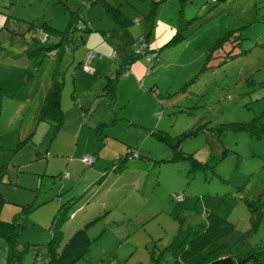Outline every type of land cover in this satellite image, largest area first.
<instances>
[{
	"label": "rangeland",
	"instance_id": "374dc122",
	"mask_svg": "<svg viewBox=\"0 0 264 264\" xmlns=\"http://www.w3.org/2000/svg\"><path fill=\"white\" fill-rule=\"evenodd\" d=\"M93 1L0 0V148L5 153L33 131L38 111L33 105L42 84L53 77L63 83V125L56 130L55 121H39L32 140L8 161L0 183L5 201L0 219L16 216L23 226L19 249L29 246L22 264H44L51 222L71 200L75 213L62 228L61 246L99 218L88 230L91 244L74 264H154L153 256L178 233V218L184 227L199 225L205 208L234 225L225 242L233 249L262 243L264 135L251 133L264 123V0H164L154 11L151 0ZM106 5L118 7L129 24L120 27ZM6 19L8 30L2 29ZM43 22L67 32L68 40L35 68L21 42L40 40V47L52 48L60 40L46 38ZM85 27L91 32L84 33ZM226 33L227 44L206 62L213 42ZM147 36L150 52L134 62L140 76L126 67L130 71L118 78L116 101L101 96L107 79L118 75ZM89 50L95 53L91 72L82 66ZM20 67L31 73L28 80ZM102 118L105 122L92 126ZM189 130L198 131L181 142V151L206 163L203 169L191 170L187 160L171 162L169 146L157 137L170 140ZM128 148L139 158L93 184ZM95 151L103 160L100 170L81 162ZM64 172L69 179H62ZM260 195L257 218L247 204ZM28 206L33 210L24 214ZM6 255L0 239V264Z\"/></svg>",
	"mask_w": 264,
	"mask_h": 264
},
{
	"label": "trees",
	"instance_id": "16d2710c",
	"mask_svg": "<svg viewBox=\"0 0 264 264\" xmlns=\"http://www.w3.org/2000/svg\"><path fill=\"white\" fill-rule=\"evenodd\" d=\"M97 1L102 0H94L93 3ZM160 1L163 2L164 0H151V11H154L156 9V6ZM106 13L113 19L114 22L119 24L120 27L126 26L130 22V20H128V18H126L116 6L106 5ZM7 19L3 24V29L6 30L9 29V27L7 26ZM73 20L74 17L72 16L69 27H72L71 24ZM30 25H32L31 28H35L34 24L31 23ZM41 30L44 34H47L46 38L54 35L59 37L60 40L52 48L40 47L38 44V41L40 40H34V42L30 44L26 43V41L24 40L21 42L22 46H24V52L34 60L35 68L41 63L42 58L47 56L51 50H53L55 47H62L64 41L68 40L67 32H61L57 29L51 28L45 22H43ZM83 31L84 33L91 32V30L87 27H85ZM229 35L230 33H226L223 37L218 38L213 42V45L207 53L206 62L210 61L215 52L223 49V47L229 41ZM143 39L146 44L144 51L141 54H132L131 58L127 57V60L125 61L126 65L123 66L124 68L119 71L118 75L114 78L107 79L103 87L104 97H107L109 100L114 101L117 85L116 83L118 81V78L121 77L123 73H125L126 67H129L128 65L133 64L137 59L141 58L142 55L150 52L147 45L148 36L144 37ZM83 40L84 37H80L78 39L80 43H82ZM0 50H4L3 42L1 40ZM129 60L130 62H128ZM29 75L31 76L30 72ZM62 85V82L57 81V79L53 77L51 82H49L48 86L46 87L43 105L39 110L37 116V122L47 119L55 121L56 130H58L63 125L64 119V114L60 106ZM1 97L2 93L0 88V107ZM254 121L255 119L251 124H253ZM244 125L245 124H238L236 128L243 129L245 128ZM248 130L249 133H251V129ZM197 131L198 130H189L175 136L174 138H171L170 140H168L164 136L157 135L160 141L166 143L169 146L170 152L172 154L170 160L171 162L187 160L190 163L191 170L203 169L204 167H207L206 163H202L196 160L193 154H185L181 151V142L186 137L195 135ZM251 134H255L256 137L264 135V123H262V125L259 127H254V132ZM33 137L34 132L28 134L19 142L16 149L12 150L11 154L5 153V151L0 148V183H2L3 181L8 161L14 156L15 153H17L22 147H24L29 141H31ZM99 140V147H101L103 143L101 141V138H99ZM83 158H92V161L87 164L82 161ZM83 158L81 159V162L87 167H90L96 161L97 156L94 154V156H86ZM131 158L137 159L139 158V155L136 151L129 150L128 148L126 153L120 155L115 159H112L108 163L106 168L102 171L101 175L97 177L96 181L93 184H100L102 179L105 178L110 172L121 171L125 167L127 160ZM61 177L62 179H69L70 174L68 172H64ZM177 197L178 196H175L176 199H178ZM261 200L262 195L257 197V199L255 200L256 203L249 202L247 204L251 214L256 213L257 218L259 216V213L257 211H259L258 209H260L262 206ZM74 201L75 200H71L61 205L51 222V226L49 228L50 239L46 244L44 264H74L75 262L83 258L84 254L87 251V248L92 242V240L88 236V230L95 225L99 218L85 223V225L81 229L73 233L68 241L63 246H61L64 238L62 228L68 218L73 217L75 213H70L72 206L75 204ZM4 204L5 201L0 194V212ZM82 207L83 206L81 205L75 211L81 209ZM32 210V207L28 206L27 208H24L22 212L24 214H28ZM202 215L204 218V223L196 226L187 225L186 227H184L182 219L178 218L180 224L178 233L173 236L170 244L167 247L159 251L157 257L153 256L154 264H264V241L253 247H245L235 250L233 249L235 245L231 246L230 244L225 243L233 236L235 232L234 225L227 219L211 212L207 208L204 209ZM22 228L23 226L18 223V221L16 220V216H14L11 221L0 219V239L4 240L7 246L5 264L23 263L24 255L29 250V246H25L22 249H19L17 239L22 232ZM168 257L171 259V263H168Z\"/></svg>",
	"mask_w": 264,
	"mask_h": 264
},
{
	"label": "crops",
	"instance_id": "0c3cea01",
	"mask_svg": "<svg viewBox=\"0 0 264 264\" xmlns=\"http://www.w3.org/2000/svg\"><path fill=\"white\" fill-rule=\"evenodd\" d=\"M2 29H3V27H2ZM1 30V29H0ZM88 52H92V51H88ZM87 52V53H88ZM95 54V53H94ZM87 55V54H86ZM86 55H85V58H86ZM85 58H84V60H85ZM94 59V58H93ZM93 59L92 60H90L89 61V64L91 63V61H93ZM84 60H83V62H84ZM127 60V57H126V59L124 60V62ZM82 62V63H83ZM13 64H17V63H13ZM18 65V64H17ZM126 65V63H123V65L122 66H125ZM129 67H127V69L129 68L130 69V67L132 68V69H134L133 70V72H134V74L136 75V76H140V74H141V70H139V67L137 66V64H135V63H133V64H131V65H128ZM15 69H16V66H13ZM122 68H124V67H122ZM127 69H125V73H123L124 75L126 74V73H128L130 70H127ZM20 71H22L24 74H26L25 75V79L26 80H28L27 78H30L31 76L29 75V72H28V70H27V68H21L20 67ZM88 72H91V71H89L88 70ZM12 75V74H11ZM11 75H10V77H11ZM51 82V81H50ZM48 84H49V82H48ZM48 85H46V84H42V86L39 88V94H38V96H37V102L33 105L34 106V108H36V110H38V111H36L37 113L36 114H34V117L36 116V125H35V127H34V129H33V131L32 132H34V135H35V129H36V126H37V124H39L38 122H37V116H38V112H39V110L41 109V107H42V105H43V100H44V96H45V91H46V87H47ZM117 86H118V83H117V85H116V91H117ZM104 87V86H103ZM0 88H1V85H0ZM1 90H2V88H1ZM115 91V101H116V94H117V92ZM101 96H103L104 97V91H103V88H102V94H101ZM39 101V102H38ZM115 103V102H114ZM32 106V107H33ZM111 110H114V106H112V109ZM107 115V114H106ZM109 115V114H108ZM105 119H99L98 121H93V127L94 126H96L97 124H99V122H102V121H104ZM114 121V123H115V121H116V119H114L113 120ZM63 122H64V119H63ZM105 122V121H104ZM113 123V124H114ZM102 124H104V123H102ZM112 124V125H113ZM99 126H105V125H98L97 127H99ZM96 127V128H97ZM31 132H29V133H27L25 136H23L22 138H25L28 134H30ZM97 141V140H96ZM101 141H102V143H103V140L101 139ZM102 146H103V144H102ZM118 149V148H117ZM118 150H121V149H118ZM94 154L97 156V159H96V161L94 162V164L93 165H95L96 166V168L95 169H97V168H99V169H97V170H100L101 169V165H103V160H99L98 161V158H99V155H98V153H97V151H95L94 153H93V156H94ZM89 156V155H88ZM92 156V155H91ZM92 165V166H93ZM108 165V163L105 165V167H104V169L106 168V166ZM92 166H90V167H92ZM103 169V170H104ZM5 220V219H4Z\"/></svg>",
	"mask_w": 264,
	"mask_h": 264
},
{
	"label": "built area",
	"instance_id": "2783aa9c",
	"mask_svg": "<svg viewBox=\"0 0 264 264\" xmlns=\"http://www.w3.org/2000/svg\"><path fill=\"white\" fill-rule=\"evenodd\" d=\"M138 44H139L140 47H139V49L137 50L136 53L137 54H141L144 51L145 47H146V44H145L144 39L141 38L139 40ZM94 57H95V54L93 52H88L87 53L86 58H85V60L83 62V65H82L84 70H89V61L92 60ZM91 159L92 158H83L82 161L85 162V163H87V164H89L92 161ZM177 198L179 200L182 199L181 196H178Z\"/></svg>",
	"mask_w": 264,
	"mask_h": 264
}]
</instances>
